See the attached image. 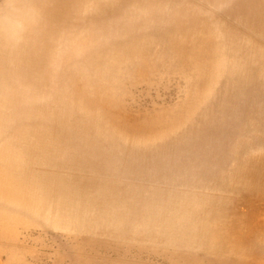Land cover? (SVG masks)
Here are the masks:
<instances>
[{
	"label": "rangeland",
	"instance_id": "obj_1",
	"mask_svg": "<svg viewBox=\"0 0 264 264\" xmlns=\"http://www.w3.org/2000/svg\"><path fill=\"white\" fill-rule=\"evenodd\" d=\"M0 264H264V0H0Z\"/></svg>",
	"mask_w": 264,
	"mask_h": 264
},
{
	"label": "bare ground",
	"instance_id": "obj_2",
	"mask_svg": "<svg viewBox=\"0 0 264 264\" xmlns=\"http://www.w3.org/2000/svg\"><path fill=\"white\" fill-rule=\"evenodd\" d=\"M255 33H257V32H255ZM254 36H255V34H254ZM257 36H258V34H257Z\"/></svg>",
	"mask_w": 264,
	"mask_h": 264
}]
</instances>
